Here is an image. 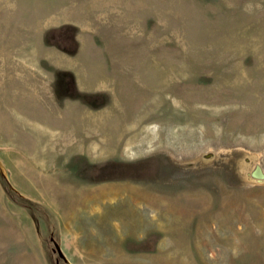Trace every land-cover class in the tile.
<instances>
[{"label": "rangeland", "instance_id": "rangeland-1", "mask_svg": "<svg viewBox=\"0 0 264 264\" xmlns=\"http://www.w3.org/2000/svg\"><path fill=\"white\" fill-rule=\"evenodd\" d=\"M0 264H264V0H0Z\"/></svg>", "mask_w": 264, "mask_h": 264}, {"label": "water", "instance_id": "water-1", "mask_svg": "<svg viewBox=\"0 0 264 264\" xmlns=\"http://www.w3.org/2000/svg\"><path fill=\"white\" fill-rule=\"evenodd\" d=\"M58 252H59V254L61 255L60 251H58Z\"/></svg>", "mask_w": 264, "mask_h": 264}]
</instances>
